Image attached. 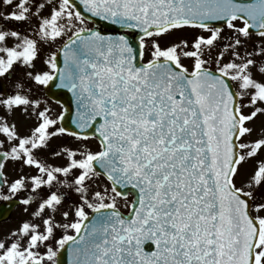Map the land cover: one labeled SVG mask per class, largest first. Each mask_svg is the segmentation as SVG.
I'll return each instance as SVG.
<instances>
[{"label": "snow or ice", "instance_id": "snow-or-ice-1", "mask_svg": "<svg viewBox=\"0 0 264 264\" xmlns=\"http://www.w3.org/2000/svg\"><path fill=\"white\" fill-rule=\"evenodd\" d=\"M0 201V264H264V0H0Z\"/></svg>", "mask_w": 264, "mask_h": 264}, {"label": "flooded vegetation", "instance_id": "flooded-vegetation-1", "mask_svg": "<svg viewBox=\"0 0 264 264\" xmlns=\"http://www.w3.org/2000/svg\"><path fill=\"white\" fill-rule=\"evenodd\" d=\"M11 23L14 25L16 22H11ZM179 34H180L181 36L191 35V30H185L184 32L173 33V34L170 35V36H166V37L161 38V41H160V42H161L162 45H164V44H168V43H171L172 41H174V40H176L178 37H180ZM175 35H176L177 38H174ZM45 52H46V53H45ZM45 52H42V53H41V60H38V61H37V65H40V63L42 62V60L45 59V57H47V51H45ZM149 58H150V57H149ZM146 60H147V59H146ZM5 84L7 85V81H5ZM40 95H41V98H43V99H45V100L48 101L49 106L53 108L54 112H55V113H58V106H57L55 103H53L51 100H49V99L45 96V94H44V89H43V88H41V90H40ZM17 119H18L19 121H21V125H22V126H21V131H22V132L26 131L27 128L31 125V121H24L23 118L19 116V114L17 115ZM56 139H57V138H55V139L53 140V145H54V146L56 145V142H55ZM60 139H61L62 141H66L67 139H69V137H60ZM71 139H72V141H73V143H74V146H75L77 143H80V142L75 141L73 138H71ZM64 143H66V142H64ZM129 198H130V197H129ZM72 199H75V196H74V195L72 196ZM130 199H131V198H130ZM122 212H125V214H126V209H124ZM6 230H7V229H0V232H5Z\"/></svg>", "mask_w": 264, "mask_h": 264}, {"label": "rangeland", "instance_id": "rangeland-1", "mask_svg": "<svg viewBox=\"0 0 264 264\" xmlns=\"http://www.w3.org/2000/svg\"><path fill=\"white\" fill-rule=\"evenodd\" d=\"M89 26H91V25H89ZM179 36H181V35L179 34ZM174 38H177L176 35H175ZM52 50H55V49L53 48ZM45 53H46V52H45ZM47 54H48V52H47ZM45 58H46V57H45ZM148 58H149V54H148L147 51H146L145 59H148ZM37 67H38V68H41V67H44V65H43L42 62H41L40 65H37ZM58 112H60V109H58ZM259 124H260V121H257V125H259ZM55 142H56V145H57V144H60V143H62V142H63V143L66 142L67 144H71L72 146H74V143H73V141H72V139H71L70 137H69V139H67L66 141H62L60 138H57V139L55 140ZM87 143L89 144V146H90L93 150H96V146H95V144L97 145V143H96L93 139L89 140ZM56 162L59 163V162H61V161H56ZM244 167H245V169L250 170L251 167H252V164H251V163H250V164H247V165H245ZM73 200H74V199H73ZM123 209H124V208L121 207V210H123ZM26 215H27V214H25L24 211H23V206H22V205H19L17 208L14 209V211H13V213L11 214L10 218H9L5 223H3V224L0 225V228H1V229H6V228H7V229H8V228L12 229V228L16 227L17 224H18V222H19L21 219L26 218Z\"/></svg>", "mask_w": 264, "mask_h": 264}, {"label": "water", "instance_id": "water-1", "mask_svg": "<svg viewBox=\"0 0 264 264\" xmlns=\"http://www.w3.org/2000/svg\"><path fill=\"white\" fill-rule=\"evenodd\" d=\"M96 19V18H94ZM105 28H108V33H111V34H114L116 32V29L113 27V26H110V27H106ZM52 99H54L55 101L59 102L60 104L64 105L65 107H67L69 109V112L68 114L66 115V118L64 120V125L69 128L68 126V123H69V115H70V110L71 108L69 107V104H68V99L65 95V93L63 92H56V93H53V95L51 96ZM70 129V128H69ZM72 130V129H71ZM15 202H11V203H6V204H2L0 206V212H2L3 214H0V221L5 219L9 213L12 211L13 209V206H15Z\"/></svg>", "mask_w": 264, "mask_h": 264}]
</instances>
